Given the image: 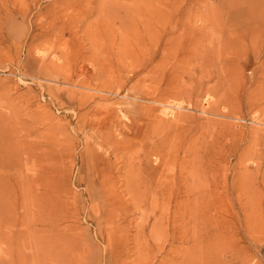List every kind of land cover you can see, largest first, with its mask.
Wrapping results in <instances>:
<instances>
[{
    "label": "rangeland",
    "instance_id": "374dc122",
    "mask_svg": "<svg viewBox=\"0 0 264 264\" xmlns=\"http://www.w3.org/2000/svg\"><path fill=\"white\" fill-rule=\"evenodd\" d=\"M142 1L0 0V108L11 149L25 156L11 173L31 178L28 202L14 180L1 196L0 264H264V0H151L172 31L164 56L140 47L147 34L126 9ZM108 173L132 192L107 196Z\"/></svg>",
    "mask_w": 264,
    "mask_h": 264
},
{
    "label": "bare ground",
    "instance_id": "6f19581e",
    "mask_svg": "<svg viewBox=\"0 0 264 264\" xmlns=\"http://www.w3.org/2000/svg\"><path fill=\"white\" fill-rule=\"evenodd\" d=\"M139 1V0H138ZM144 1V0H143ZM142 1V2H143ZM146 1V0H145ZM110 2V1H109ZM163 2H165V1H163ZM127 3H129V2H127ZM131 3V2H130ZM147 3V4H146ZM146 3H144L143 4V6L146 4V7H138V8H133V5H135V3L132 5V7H129V8H127L126 10H128V11H130V16L133 14L134 16H136V18H137V20H138V23H139V21L142 23V25H143V29H144V31L145 32H143V33H146L147 34V36H146V39H144V41L142 42L143 44H140V47H141V49H146V50H149L150 49V52H152V51H160L161 52V54H162V56H164V55H167V52L169 51V48H170V46H172V45H169V40H171L172 41V38H171V33H172V31L170 30V29H168V27H166V15H168L167 13H166V11H165V9H163V7H161V6H156V7H154L153 6V3H152V1L151 0H147V2ZM161 4H162V1L160 2ZM222 3V2H221ZM139 4V3H138ZM156 4H158V3H156ZM169 4V3H168ZM140 5V4H139ZM167 5V4H166ZM109 6V5H108ZM110 6H114V5H110ZM109 6V7H110ZM131 6V5H130ZM135 6H138V5H135ZM167 7V6H166ZM111 8V7H110ZM114 9V8H113ZM102 10V9H101ZM168 10V9H167ZM169 11V10H168ZM170 13V12H169ZM172 13V12H171ZM108 14H109V12H108ZM128 16V15H127ZM127 18V17H126ZM133 18V17H132ZM131 18V19H132ZM134 20V19H133ZM140 23V24H141ZM169 26V25H168ZM90 28H91V26H90ZM89 28V29H90ZM227 28V27H226ZM225 29V28H224ZM182 30V29H181ZM140 32V31H139ZM178 32V31H177ZM176 32V33H177ZM219 32H222V31H219ZM181 33H182V31H181ZM180 33V34H181ZM223 33V32H222ZM221 33V34H222ZM170 34V35H169ZM175 34V33H174ZM174 34H172V35H174ZM180 34H179V36H180ZM185 34V33H184ZM168 35H169V37H168ZM58 36V35H57ZM56 36V37H57ZM178 35H177V37H179ZM182 36V35H181ZM180 36V37H181ZM142 37V36H141ZM173 37V36H172ZM92 38V37H91ZM158 38V40H156ZM175 38V37H174ZM182 38V37H181ZM58 39H59V37H58ZM94 39V38H93ZM179 40H180V38H178ZM60 40H62L63 41V38H61ZM178 40V41H179ZM182 40V39H181ZM180 40V41H181ZM51 41V40H50ZM142 41V40H141ZM174 42L176 41V40H173ZM64 42V41H63ZM174 42H173V44H174ZM47 43H49V42H47ZM63 44V43H62ZM177 44H179V43H177ZM50 45H52V44H50ZM174 46H178V45H173V48H174ZM35 47H36V45H35ZM51 47V46H50ZM38 48V47H37ZM106 48L104 47V50H105ZM125 49V48H124ZM171 49V48H170ZM175 49V48H174ZM174 49H172V50H174ZM108 51V50H107ZM159 52V53H160ZM170 52V51H169ZM155 56V55H154ZM156 57V56H155ZM151 58V57H150ZM156 58H158V57H156ZM85 59V58H84ZM160 59H161V57H160ZM83 60V59H82ZM151 60V59H150ZM154 60V59H153ZM75 61H81V60H75ZM84 61V60H83ZM83 61H81V63L77 66V72L81 75V74H85V75H87V76H89L87 73L89 72V66H88V64H86L85 62L83 63ZM158 61H160L159 59H158ZM148 62H149V60H148ZM72 63H74V62H72ZM71 63V64H72ZM78 62H76V64H77ZM69 64V63H68ZM70 64V65H71ZM75 64V65H76ZM69 67V66H68ZM70 68V67H69ZM67 71V70H66ZM152 72V71H151ZM73 73H75V72H72V74ZM100 73H101V71H100ZM102 73H104V72H102ZM105 73H107V72H105ZM113 73H115V72H113ZM91 74V73H90ZM107 74H109V73H107ZM110 74H111V72H110ZM80 75H76V76H80ZM84 75V76H85ZM70 77H72L71 75H69ZM113 76V75H112ZM69 77V78H70ZM81 77H83V76H81ZM77 78V77H76ZM80 78V77H79ZM79 78H77V80L79 79ZM84 78V77H83ZM111 78V77H110ZM82 79V78H81ZM85 79H86V76H85ZM84 79V81L82 80V82L84 83L86 80ZM109 79V78H108ZM108 79H106L107 81H110V80H108ZM112 79V78H111ZM81 82V83H82ZM70 83V82H69ZM85 84V83H84ZM86 85H88V84H86ZM91 85V84H90ZM104 85V84H103ZM92 86H95V85H92ZM101 86V85H100ZM96 87H97V85H96ZM99 87V86H98ZM95 88V87H94ZM100 88V87H99ZM75 90V89H74ZM82 90H87V89H85V87H84V89L82 88ZM81 90V91H82ZM92 90H95V89H92ZM95 91H97V90H95ZM174 91H176V90H174ZM179 91V90H178ZM177 91V92H178ZM73 92H75V91H73ZM78 92H79V90H78ZM77 92V93H78ZM88 92V91H87ZM88 93H91V92H88ZM80 94V93H79ZM78 94V95H79ZM87 94V93H86ZM80 96V95H79ZM76 97V96H75ZM82 97V96H81ZM88 98V97H87ZM82 99V98H81ZM84 99V98H83ZM85 100H86V98H85ZM88 100V99H87ZM84 101V100H83ZM81 102V101H80ZM84 103V102H83ZM87 103V102H86ZM80 105H82V103L80 104ZM80 108V107H79ZM82 108V107H81ZM33 109V108H32ZM35 109V108H34ZM2 110H3V108H2ZM39 111H40V109H38ZM38 110H36V111H38ZM7 111H8V109H7ZM11 111V110H10ZM38 111V112H39ZM35 112V111H34ZM0 113H1V108H0ZM48 113V112H47ZM4 114V113H3ZM2 113L0 114V201H1V196H4L5 195V200L7 199V195H8V190H9V187H10V183H11V181L12 180H14L15 182H17L19 185H20V187H21V194H23V200L24 201H26V202H28V195L26 194L27 192H25V187L24 186H28V184H30V180H31V178H30V180H29V178L28 177H25V174H24V176L22 177V176H19V175H16V174H13V173H11V171H12V169L17 165V162H16V159H20V160H23L24 158H25V156H24V154L22 155H18V154H16L17 152H16V149L17 148H15V152L16 153H14V150L13 149H11V143H10V140L12 141L13 139H10V136H9V134H10V128L8 127V122H6L5 121V116L3 115ZM38 114H40V112L38 113ZM102 114V113H101ZM8 115V114H7ZM13 115V114H12ZM12 115L10 116L9 115V117H11L10 119H13L12 118ZM41 115H43V112H42V114ZM14 116V115H13ZM19 116V115H18ZM32 116V115H31ZM49 116V115H48ZM103 116H104V114H103ZM39 117V116H38ZM50 117V116H49ZM95 117V116H94ZM101 117V116H100ZM19 118H20V116H19ZM35 118V117H34ZM33 118V119H34ZM78 118V117H77ZM99 118V117H98ZM16 119V118H15ZM15 119H13V120H15ZM39 119H41V120H44V118L42 119V116L39 118ZM38 119V120H39ZM51 119V118H50ZM49 119V120H50ZM53 119V118H52ZM51 119V120H52ZM78 119H80V118H78ZM97 119V118H96ZM100 119V118H99ZM24 121V120H23ZM25 121H27V120H25ZM25 121H24V123H25ZM13 122H15V121H13ZM17 122V121H16ZM28 122V121H27ZM44 122V121H43ZM83 122H84V120H83ZM22 123V125H23V122H21ZM40 123H42V122H40ZM78 123H80V120H79V122ZM111 123V122H110ZM13 124V123H12ZM28 124V123H27ZM30 124V123H29ZM28 124V125H29ZM84 124V123H83ZM82 124V125H83ZM11 125V124H10ZM21 125V124H20ZM27 125V126H28ZM13 127H14V124L12 125ZM11 126V127H12ZM15 126H16V123H15ZM18 126H19V124H18ZM18 126H16V127H18ZM26 126V125H25ZM51 126H56L55 124L53 125H51ZM50 126V127H51ZM111 126H114V125H110V127ZM53 127H51V128H53ZM80 127V126H79ZM109 127V128H110ZM24 128V127H23ZM29 128H30V126H29ZM33 128H35V127H33ZM85 128V127H84ZM151 128V127H150ZM27 129H28V127H27ZM83 129V128H82ZM154 129V128H153ZM153 129H151L152 130V133L154 132L153 131ZM40 130V129H39ZM53 130V129H52ZM103 130V129H102ZM135 130V129H134ZM16 131H17V128H16ZM24 131H25V129H24ZM86 131V130H85ZM113 131V130H112ZM148 131V130H147ZM21 132V131H20ZM42 132V131H41ZM100 132V131H99ZM109 132V131H108ZM156 132V131H155ZM14 133V132H13ZM22 133V132H21ZM26 133H28V131H26ZM30 133V132H29ZM84 133V132H83ZM149 133V132H148ZM151 133V134H152ZM156 133H158V132H156ZM155 133V134H156ZM37 134H39L38 132H36V134L35 135H37ZM43 134H44V132H43ZM88 134V133H87ZM94 134V133H93ZM22 135V134H21ZM104 135V134H103ZM124 135V134H123ZM18 135H16L15 137H17ZM33 136V135H32ZM118 136V135H117ZM146 136L148 137V134H146ZM152 136H154L153 134H152ZM156 136V135H155ZM12 137V136H11ZM14 137V136H13ZM102 137V136H101ZM107 137V136H106ZM120 137V136H119ZM165 137H167V136H165ZM23 138H25V137H23ZM108 138V137H107ZM123 138V137H122ZM125 138V137H124ZM124 138H123V140H124ZM145 139H146V137H144ZM151 138V137H150ZM160 138V137H159ZM16 139H18V138H16ZM21 139V138H20ZM32 139V138H31ZM31 139H29V140H31ZM48 139V138H47ZM90 139V138H89ZM88 139V140H89ZM99 139V138H98ZM97 139V140H98ZM104 139H106V138H104ZM121 139V138H120ZM165 139H167V138H165ZM41 140V139H40ZM49 140V139H48ZM53 140V139H52ZM84 140H85V138H84ZM119 140V139H118ZM130 140V139H129ZM162 140V138L160 139V141ZM170 140V139H169ZM168 140V141H169ZM16 141V140H15ZM112 141V140H111ZM122 141V140H121ZM150 141H153V138H152V140H150ZM165 141V140H164ZM32 142H34V141H32ZM96 142V141H95ZM99 142H100V140H99ZM123 142V141H122ZM122 142H120V143H122ZM165 142H167V141H165ZM173 142V141H172ZM94 143V142H93ZM103 143V142H102ZM120 143H118V145L120 144ZM140 143V142H139ZM154 143V142H153ZM156 143V142H155ZM171 143V142H170ZM170 143L168 142V143H165L166 145L167 144H169L170 145ZM117 144V143H116ZM163 144H164V142H163ZM175 144V143H174ZM102 145V144H101ZM117 145V146H118ZM130 145V144H129ZM155 145H157V144H155ZM172 145H173V143H172ZM14 146V145H13ZM132 146V145H131ZM134 146H136L135 144H134ZM181 146V145H180ZM112 147V146H111ZM127 147H128V145H127ZM157 147V146H156ZM169 147V146H168ZM172 147H174V146H172ZM176 147V146H175ZM190 147H192V146H190ZM189 147V148H190ZM114 148V147H113ZM124 148H126V147H124ZM123 148V149H124ZM135 148V147H134ZM158 148V147H157ZM178 148H181V147H177L176 148V150L178 149ZM194 148V147H193ZM193 148H191V149H193ZM127 149H129V148H127ZM152 149V148H151ZM161 149H162V147H161ZM168 149V148H167ZM182 149V148H181ZM188 149V148H187ZM198 149V148H197ZM196 149V150H197ZM21 150V149H20ZM100 150V149H99ZM102 150V149H101ZM120 151H122V148L121 149H119ZM131 149H129V151H130ZM172 150V148L170 149V151ZM173 150H175V149H173ZM25 151V153H28V158L30 159L31 157H30V154H31V152H30V150H27V148H26V150H24ZM124 151H126V149H124ZM139 151V150H138ZM156 151V150H155ZM155 151H154V153H155ZM169 151V150H168ZM170 151H169V153H170ZM178 151V150H177ZM188 151H190V149H188ZM188 151H186V152H188ZM192 151V150H191ZM193 151H195V148H194V150ZM202 151V150H201ZM127 152V151H126ZM148 152V151H147ZM175 152V151H174ZM195 152H197V151H195ZM203 152V151H202ZM30 153V154H29ZM125 153V152H124ZM160 153H162V152H160ZM172 153V152H171ZM170 153V154H171ZM179 153V152H178ZM183 153V152H182ZM185 153V152H184ZM190 154H191V152H189ZM188 153V154H189ZM199 153V152H198ZM122 154V153H121ZM130 154V153H129ZM132 154V153H131ZM146 154V153H145ZM163 154V153H162ZM169 154V155H170ZM174 154V153H173ZM176 154V153H175ZM189 154V155H190ZM203 154H205V153H203ZM125 154H123V156H124ZM211 155H212V153H211ZM16 156H19L20 158H16ZM145 156H147V155H145ZM165 156V155H164ZM176 156V155H175ZM181 156V155H180ZM179 156V157H180ZM195 156V155H194ZM193 156V157H194ZM206 156H207V154H206ZM208 156H210V155H208ZM214 156V155H213ZM259 156V155H258ZM33 157V156H32ZM122 157V156H121ZM132 157V156H131ZM131 157H130V159H131ZM178 157V158H179ZM192 157V159L194 160V158ZM198 158H199V156H197ZM126 158V157H125ZM127 158H128V156H127ZM181 158V157H180ZM201 158V157H200ZM199 158V159H200ZM203 158H205V157H203ZM209 158V157H208ZM187 159H189V157L187 158ZM198 159V160H199ZM211 159H212V157H211ZM243 159V158H242ZM31 160V159H30ZM127 160V159H126ZM215 160V159H214ZM216 160H219V159H216ZM215 160V161H216ZM25 161V160H24ZM40 161V160H39ZM123 161V160H122ZM132 161V160H131ZM131 161H130V163H131ZM179 161V160H178ZM196 161V160H195ZM202 161H204V159L202 160ZM208 161V160H207ZM210 161V160H209ZM180 162V161H179ZM192 162V161H191ZM191 162H188V163H186V164H188L189 165V163H191ZM199 162V161H198ZM205 163H206V161H204ZM214 162V161H213ZM243 162H244V160H243ZM26 164H29V161L27 160V162H25ZM43 163V162H42ZM116 163H117V161H116ZM126 164L127 163H129V162H125ZM185 163V162H184ZM194 163V162H193ZM212 163V162H211ZM218 163H219V161H218ZM36 164H38V163H36ZM39 164H41V162H39ZM122 164V163H121ZM126 164H125V167H124V170H125V172H126V167L128 166H126ZM174 164V163H173ZM181 164V163H180ZM198 164V163H197ZM208 164V163H207ZM214 164V163H213ZM217 164V163H216ZM219 164H221L222 165V162L221 163H219ZM243 164V163H242ZM42 165V164H41ZM119 165V164H118ZM176 165V164H175ZM178 165V164H177ZM202 165H204V163L202 164L201 163V167H202ZM220 165V166H221ZM132 166V165H131ZM142 166V165H141ZM192 166V165H191ZM208 166H210V165H208ZM212 166V165H211ZM244 166V165H243ZM246 166V165H245ZM41 167V166H40ZM122 167V166H121ZM198 167H199V164H198ZM204 167V166H203ZM213 167H215L214 165H213ZM222 167V166H221ZM220 167V168H221ZM30 167L29 166H27V169H29ZM44 168V167H43ZM119 168H120V166H119ZM128 168V167H127ZM130 168V167H129ZM132 168V170H133V167H131ZM193 168H195V167H193ZM211 168V167H210ZM209 168V169H210ZM217 168V167H216ZM246 168V167H245ZM244 168V169H245ZM170 169V168H169ZM168 169V170H169ZM192 169V168H191ZM196 169V168H195ZM213 169H215V168H213ZM219 169V168H218ZM241 169V168H240ZM243 169V168H242ZM120 170V169H119ZM130 170V169H129ZM141 170V169H140ZM186 170V169H185ZM184 170V171H185ZM194 170V169H193ZM196 170H198V168L196 169ZM202 170V169H201ZM212 170V169H211ZM221 170V169H220ZM134 171V170H133ZM133 171H131V173L133 172ZM137 171V170H136ZM179 171V170H178ZM177 171V172H178ZM203 171V170H202ZM215 171H217V170H214V172ZM225 171V170H224ZM262 171V170H261ZM117 172H119V171H117ZM124 172V171H123ZM127 172H129V171H127ZM163 172V171H162ZM176 172V171H175ZM177 172H176V174H177ZM186 172V171H185ZM194 172V171H193ZM198 172V171H197ZM195 173V176L196 175H198V173ZM201 172V171H200ZM199 172V173H200ZM213 172V173H214ZM40 173V172H39ZM186 173H188V172H186ZM207 173H209V171L207 170ZM220 173V172H219ZM239 173H240V171H239ZM260 173V172H259ZM53 174V173H52ZM125 174V173H124ZM168 174V173H167ZM190 174H192V172L190 173ZM217 174H218V172H217ZM51 175V174H50ZM172 175H173V173H172ZM202 175V174H201ZM212 175V177H213V174H211ZM225 175V174H224ZM239 175V174H238ZM257 175H259L260 176V174H257ZM29 176V175H28ZM125 176V175H124ZM133 176L135 177L136 175H134L133 174ZM142 176V175H141ZM140 176V177H141ZM177 176V175H176ZM187 176V175H186ZM190 176H192V175H190ZM221 176V175H220ZM256 176V175H255ZM31 177V176H30ZM126 177H128V176H126ZM137 177V176H136ZM135 177V178H136ZM167 177V176H166ZM173 177V176H172ZM171 177V178H172ZM181 178H182V176H180ZM179 177V178H180ZM185 177V176H184ZM193 177H194V173H193ZM198 177V176H197ZM200 177V176H199ZM215 177V176H214ZM261 177V176H260ZM139 178V177H138ZM137 178V179H138ZM145 178V177H144ZM147 178V177H146ZM159 178V177H158ZM180 178V179H181ZM256 178H258V177H256ZM100 179H101V183H102V188H104L105 187V193H106V195L107 196H115L116 198H120V196H125V192H124V190H126V187L128 186V191L130 190L131 192H132V185H130L128 182H120L118 185H117V187L116 188H113V185H112V180H110L111 179V176H110V174L108 173L107 175H106V177H104L103 175L100 177ZM129 180H132V179H130V178H128ZM185 179V178H184ZM183 179V180H184ZM208 179H211L210 177L208 178ZM214 179V178H213ZM221 179V178H220ZM219 179V180H220ZM260 179V178H259ZM126 180H127V178H126ZM143 180V179H142ZM172 180V179H171ZM240 180V179H239ZM238 180V181H239ZM249 180H250V178H249ZM54 181H55V179H54ZM114 181V180H113ZM128 181V180H127ZM170 181V180H169ZM178 181V180H177ZM192 181V180H191ZM230 181V180H229ZM248 181V180H247ZM246 181V182H247ZM132 182V181H131ZM130 182V183H131ZM150 182V181H149ZM168 182V181H167ZM173 182V181H172ZM185 182V181H184ZM187 182V181H186ZM211 182V181H210ZM214 182H215V180H214ZM134 183V182H133ZM148 183V182H147ZM169 183V182H168ZM189 183V182H188ZM212 183V182H211ZM237 183V182H236ZM256 183V182H255ZM254 183V184H255ZM32 184V183H31ZM145 184V183H144ZM165 184V183H164ZM191 184V183H190ZM220 184V183H219ZM240 183L238 182V184L237 185H239ZM149 185V184H148ZM178 185V184H177ZM207 185H208V183H207ZM233 185V184H232ZM42 187L44 186V185H41ZM122 186H125V188H122ZM142 186V185H141ZM151 186V185H150ZM163 186V185H162ZM171 186V185H170ZM187 186V185H186ZM190 186V185H189ZM222 186V185H221ZM143 187H144V185H143ZM165 188H166V186H164ZM176 187V186H175ZM190 187H192V186H190ZM240 187V186H239ZM256 187V186H255ZM119 188H121L122 190H120ZM161 188V190H162V187H160ZM169 188V187H168ZM171 188V187H170ZM178 188V187H177ZM188 188V187H187ZM186 188V189H187ZM195 188V187H194ZM242 188V187H241ZM241 188L239 189V190H241ZM30 189V188H29ZM138 189V188H137ZM156 189H157V187H156ZM156 189H155V191H156ZM159 189V188H158ZM173 189V188H172ZM171 189V190H172ZM210 190H211V188H209ZM243 189V188H242ZM245 189V188H244ZM261 189V188H260ZM260 189H258V190H260ZM166 190H167V188H166ZM192 190H194V189H192ZM201 190V189H200ZM158 191V190H157ZM156 191V192H157ZM169 191V190H168ZM168 191H167V193H168ZM204 192H205V189L203 190ZM202 191V192H203ZM207 191V190H206ZM222 191V190H221ZM130 192V193H131ZM156 192H154V194L156 193ZM189 192V191H188ZM216 192V191H215ZM130 193H129V195H130ZM139 193V192H138ZM151 193V192H150ZM165 193V192H164ZM163 193V194H164ZM192 193V192H191ZM199 193V192H198ZM206 193V192H205ZM208 193V192H207ZM210 193V192H209ZM220 193V192H219ZM244 193V192H243ZM242 193V196L243 195H246V194H243ZM37 194V193H36ZM187 194V193H186ZM222 194V193H221ZM149 195V194H148ZM164 195H166V194H164ZM167 195H169V193L167 194ZM166 195V196H167ZM196 195H198V194H196ZM199 195H200V193H199ZM198 195V196H199ZM201 195H202V193H201ZM211 195V194H210ZM209 195V196H210ZM169 196H172V195H169ZM208 196V197H209ZM212 196V195H211ZM219 196V195H218ZM221 196V195H220ZM226 196V195H225ZM155 197V196H154ZM176 197V196H175ZM197 197V196H196ZM200 197L201 196H199V198H198V200L200 199ZM204 197V196H203ZM215 197V196H214ZM38 198H40V197H38ZM43 198V197H42ZM42 198H41V200H42ZM164 198H166L167 199V197H164ZM196 198V199H197ZM210 198V197H209ZM169 199V198H168ZM167 199V200H168ZM189 199V198H188ZM193 199V198H192ZM195 199V198H194ZM195 199V200H196ZM211 199V198H210ZM173 200V199H172ZM176 200V199H175ZM190 200H191V198H190ZM189 200V201H190ZM197 200V201H198ZM243 200V199H242ZM35 201V200H34ZM43 201V200H42ZM152 201V200H151ZM166 201V200H165ZM180 201L181 200H179V203H180ZM188 201V200H187ZM188 201V202H189ZM192 202H193V200H191ZM196 201V202H197ZM207 201H208V198H207ZM212 201V200H211ZM245 201H247V199L245 200ZM245 201L243 202L244 203V205L243 206H245ZM160 202H162V201H160ZM164 202V201H163ZM178 202V201H177ZM188 202H186L187 204H188ZM205 202V201H204ZM209 202H210V200H209ZM166 203V202H165ZM181 203H183V202H181ZM200 203H201V201H200ZM214 203V202H213ZM249 203V202H248ZM38 204V203H37ZM40 204V203H39ZM38 204V205H39ZM41 206L43 207L45 204L44 203H42L41 202ZM44 204V205H43ZM159 204V203H158ZM168 204V203H167ZM186 204V206H189V205H187ZM247 204V203H246ZM163 205V204H162ZM184 205V204H183ZM180 206V205H179ZM178 206V207H179ZM182 206V205H181ZM195 206V205H194ZM193 206V207H194ZM198 208H199V206H200V204L198 203ZM32 207V206H31ZM165 207H166V205H165ZM167 207H170L169 205L167 206ZM184 206H182V208H183ZM192 206H190V208H191ZM192 207V208H193ZM246 207V206H245ZM244 207V208H245ZM155 208V207H154ZM162 208H163V206H162ZM177 209V207H174L173 209ZM189 208V207H188ZM210 208V207H209ZM209 208H208V210H209ZM213 208V207H212ZM244 208H243V210H244ZM38 209V208H37ZM44 208H42V209H40V210H43ZM185 209H187L186 207H185ZM201 209V208H200ZM254 209V208H253ZM1 210H3L4 211V213H2V211ZM165 210V209H164ZM166 210H167V208H166ZM178 210V209H177ZM176 210V212L177 213H179V211H177ZM199 210V209H198ZM207 210V209H206ZM184 211H186V210H184ZM183 210H182V212H184ZM189 211V210H188ZM193 212V209H191L190 210V212ZM255 212H256V208H255V210H254ZM253 210H252V216L255 214H253V212H254ZM259 211V210H258ZM6 212H7V209L4 207V206H2V204H1V202H0V230H2L3 228V226H4V221L6 220V218H7V216H8V214H7V216L5 215L6 214ZM44 212V211H43ZM170 212V211H169ZM174 212H175V210H174ZM195 212V211H194ZM199 212H201L200 210H199ZM249 212V211H248ZM250 212H251V209H250ZM155 212H153V214H154ZM159 213H161V212H159ZM177 213H176V215H177ZM244 213V212H243ZM257 213V212H256ZM156 214V213H155ZM179 214H182L181 213V210H180V213ZM246 214V213H245ZM248 214H251V213H247L246 215L248 216ZM258 214V213H257ZM256 214V218L254 217L253 219H255V221L254 220H252V217H251V219H250V217L248 216V218L246 217V219H248V221H249V219L251 220V221H253V222H256L257 223V221H256V219H257V217L259 216V215H257ZM259 214H260V212H259ZM161 215H163L162 213H161ZM165 215V214H164ZM187 215V214H186ZM199 215H203V213L202 214H199ZM155 216V215H154ZM182 216H184V215H182ZM192 216V215H191ZM36 217V216H35ZM174 217V216H173ZM176 217V216H175ZM185 217V216H184ZM184 217H182V218H184ZM33 218H34V215H33ZM171 218V217H170ZM179 218H181V217H179ZM178 218V219H179ZM193 218V217H192ZM200 218H203V216L201 217L200 216ZM206 218V217H205ZM204 218V219H205ZM164 219V218H163ZM162 219V220H163ZM167 219H169V216H168V218ZM175 219V218H174ZM177 219V220H178ZM189 219V218H188ZM199 219V218H198ZM197 219V220H198ZM203 219V220H204ZM260 219V218H259ZM38 220H39V218H38ZM160 220H161V217H160ZM180 220V219H179ZM193 220V219H192ZM196 220V221H197ZM33 221H34V219H33ZM170 221V220H169ZM175 221V220H174ZM247 221V222H248ZM35 222V221H34ZM178 221H175V223H177ZM179 222H181V221H179ZM178 222V223H179ZM187 222H189V221H187ZM250 222V221H249ZM177 223V224H178ZM200 224L202 223V222H199ZM198 223V224H199ZM170 224H172V222L170 223ZM179 224H181V223H179ZM179 224L177 225V226H179ZM183 224H185V222H183ZM190 224V223H189ZM193 224V223H192ZM195 224V223H194ZM193 224V225H194ZM248 224V223H247ZM254 224V223H253ZM161 226L160 227H158L159 229H161L162 228V224H160ZM249 225H252L251 224V222H250V224ZM257 225L259 226V224L257 223ZM172 226V225H171ZM184 226V225H183ZM188 226H190V225H188ZM206 226H208V224L206 225ZM243 226V225H242ZM252 226H254V227H256L255 225H252ZM165 227V226H164ZM166 227H167V225H166ZM169 227V226H168ZM181 227H182V225H181ZM185 227H186V225H185ZM199 227H200V225H199ZM202 227H204V225L202 226ZM248 227V226H247ZM179 228V227H178ZM178 228H176V230H178ZM188 227H186V229H187ZM190 228V227H189ZM188 228V229H189ZM201 228V227H200ZM200 228H199V230H200ZM211 228V227H210ZM215 228V227H214ZM257 228V227H256ZM164 229V228H163ZM180 229V228H179ZM193 228H191V230H192ZM197 229V228H196ZM195 229V230H196ZM207 229H208V227H207ZM249 229V228H248ZM166 230H167V228H166ZM175 230V231H176ZM191 230H190V233H191ZM201 230H202V228H201ZM212 230H213V228H212ZM158 231V230H157ZM163 231V230H162ZM168 231V230H167ZM166 231V233H167V237H168V232ZM182 231H184V228H183V230ZM186 231H188V230H185V233H187ZM161 232V231H160ZM189 232V231H188ZM193 232H194V230H193ZM192 232V233H193ZM195 232H197V231H195ZM201 232V231H200ZM206 232H207V230H206ZM153 233V232H152ZM184 233V234H185ZM189 233V234H190ZM207 233H209V232H207ZM162 234V233H161ZM171 234V233H170ZM182 233H180V235H181ZM188 234V233H187ZM194 234V233H193ZM192 234V235H193ZM199 234V232H197V234L195 235V236H197ZM200 235H201V233H200ZM175 236H176V234H175ZM187 236V235H186ZM204 236V235H203ZM222 236V235H221ZM0 237H2V235H1V233H0ZM156 237V236H155ZM164 236L162 235V238H163ZM171 237V236H170ZM183 237V236H182ZM182 237H181V239H182ZM190 237H191V234H190ZM198 237V236H197ZM202 237V236H201ZM188 238V237H187ZM186 238V239H187ZM193 238V237H192ZM152 239V238H151ZM154 239V238H153ZM166 239V238H165ZM178 239V238H177ZM179 239H180V237H179ZM180 239V240H181ZM185 239V240H186ZM198 239V238H197ZM204 239V238H203ZM220 239L222 240V238L220 237ZM139 240V239H138ZM228 241H229V239H227ZM154 241V240H153ZM158 241V240H157ZM169 241V240H168ZM182 241V240H181ZM189 241V240H188ZM199 242H200V240H198ZM197 241V242H198ZM204 241V240H203ZM224 242H225V240H223ZM156 242V241H155ZM161 242H162V240H160V245H161ZM170 242V241H169ZM168 242V243H169ZM186 242V241H185ZM190 242H191V240H190ZM196 242V241H195ZM195 242H192V243H194V245L196 244H198V243H195ZM211 242V241H210ZM221 242V241H220ZM137 243H138V241H137ZM179 243H180V241H179ZM213 243V242H212ZM227 243V242H226ZM158 244V243H157ZM171 244H173V243H171ZM177 244V243H176ZM183 244V243H182ZM185 244V243H184ZM183 244V245H184ZM164 245V244H163ZM162 245V246H163ZM178 245H180V244H178ZM193 245V244H192ZM209 245V244H208ZM207 245V246H208ZM214 245V244H213ZM216 245H218L217 243H216ZM216 245H214V246H216ZM152 246V245H151ZM150 246V247H151ZM161 246V247H162ZM168 246H170V244H168ZM175 246V250H177V248H176V245H174ZM206 246V247H207ZM145 246H143V248H144ZM161 247H160V249H161ZM164 247V246H163ZM162 247V248H163ZM167 247V246H166ZM184 247H185V245H184ZM197 247V246H196ZM201 247L203 248V246L201 245ZM228 246H224L223 248H227ZM138 248V247H137ZM136 248V249H137ZM179 248H180V246H179ZM187 248H189V246L187 245ZM194 248V247H193ZM193 248H191L192 249V251H193ZM223 248H221V250L223 249ZM158 249V248H157ZM159 249V250H160ZM164 249V248H163ZM162 249V250H163ZM184 249V248H183ZM186 249V248H185ZM184 249V250H185ZM191 249L190 250H188L187 251V249H186V251L188 252V253H190V252H192L191 251ZM197 249V248H196ZM174 250V251H175ZM180 250H182V249H180ZM200 250H202L201 248H198V251H199V253H200ZM206 250V249H205ZM205 250H204V252H205ZM219 249H217V250H215V251H217V252H219L218 251ZM226 250V249H225ZM225 250H223V251H225ZM241 250V249H240ZM138 251H140V248L137 250V252ZM166 251H168V248H167V250ZM174 251H173V253H174ZM186 251H184L185 253H186ZM195 251V250H194ZM135 252H136V250H135ZM149 252H150V250H149ZM183 251H181V253H182ZM196 252V251H195ZM203 252V250L201 251V253ZM207 252H208V250H207ZM241 252H242V250H241ZM240 252V253H241ZM151 253V252H150ZM167 253V252H166ZM175 253H177V251H175ZM200 253V254H201ZM215 254H217L216 252H214ZM141 254V253H140ZM196 254H198V252L197 253H194V255H196ZM203 254V253H202ZM201 254V255H202ZM205 254V253H204ZM211 254H212V251H211ZM215 254H213V255H215ZM230 254V253H229ZM233 254V253H232ZM244 254V253H243ZM243 254H241L242 256H243ZM136 255V254H135ZM170 254H168L167 256H169ZM177 255V254H176ZM190 255H192V254H189V255H187L186 254V259L188 260V258L189 257H191ZM245 255V254H244ZM137 256V255H136ZM178 257H179V254L177 255ZM196 256H198V255H196ZM195 256V257H196ZM206 256H208V253H207V255ZM222 256V255H221ZM232 256V255H231ZM237 256H238V253H237ZM140 257H142V254H141V256ZM199 257V256H198ZM212 257V256H211ZM220 257V256H219ZM241 257V256H240ZM139 258V257H138ZM197 258V257H196ZM200 258V257H199ZM204 258V257H203ZM213 258H214V261H215V257L213 256ZM212 258V259H213ZM217 258V257H216ZM238 258V257H237ZM137 259V258H136ZM172 258H170L169 257V260H170V262L172 261L173 262V260H174V258H173V260H171ZM180 259L182 260V258H181V256H180ZM198 259V258H197ZM202 259V258H201ZM200 259V260H201ZM210 259V258H209ZM212 259H210V260H212ZM224 259H225V257H224ZM226 259H228V258H226ZM225 259V260H226ZM238 259H240V258H238ZM138 260V259H137ZM193 260V256H192V258H191V261ZM207 260V259H206ZM175 261H176V259H175ZM177 261H178V259H177ZM191 261L189 260V261H187L186 262V264L188 263V262H190L191 263ZM194 261H195V259H194ZM193 261V262H194ZM197 261V260H196ZM217 261H218V259H217ZM229 261H230V259H229ZM232 261V260H231ZM230 261V262H231ZM171 262V263H172ZM181 262L182 261H180V263L179 264H181ZM185 262V261H184ZM192 262V263H193ZM198 262V261H197ZM208 262V261H207ZM230 262H228V263H230ZM239 262H240V260H239ZM176 263H178V262H175V264ZM191 263V264H192ZM210 263V262H209ZM211 263H213V261L211 262ZM223 262H221L220 264H222ZM227 263V264H228ZM235 263H236V261H235ZM245 263H247V261L245 262ZM166 264V263H165ZM168 264H170V263H168ZM183 264H185V263H183ZM198 264H199V262H198ZM214 264V263H213ZM215 264H218V263H215ZM225 264H226V262H225ZM234 264V263H233Z\"/></svg>",
    "mask_w": 264,
    "mask_h": 264
}]
</instances>
